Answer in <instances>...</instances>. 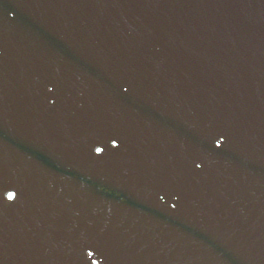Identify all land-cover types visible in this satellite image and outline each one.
Segmentation results:
<instances>
[{
	"label": "water",
	"instance_id": "obj_1",
	"mask_svg": "<svg viewBox=\"0 0 264 264\" xmlns=\"http://www.w3.org/2000/svg\"><path fill=\"white\" fill-rule=\"evenodd\" d=\"M0 264H264V0H0Z\"/></svg>",
	"mask_w": 264,
	"mask_h": 264
},
{
	"label": "snow or ice",
	"instance_id": "obj_2",
	"mask_svg": "<svg viewBox=\"0 0 264 264\" xmlns=\"http://www.w3.org/2000/svg\"><path fill=\"white\" fill-rule=\"evenodd\" d=\"M9 199H12V196H9Z\"/></svg>",
	"mask_w": 264,
	"mask_h": 264
}]
</instances>
